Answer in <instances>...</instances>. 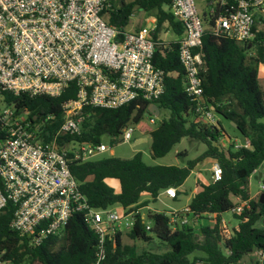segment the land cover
<instances>
[{"label":"built area","instance_id":"1","mask_svg":"<svg viewBox=\"0 0 264 264\" xmlns=\"http://www.w3.org/2000/svg\"><path fill=\"white\" fill-rule=\"evenodd\" d=\"M107 3L108 0H0V100L3 91L56 96L70 81L78 86L76 99L61 104L62 120L48 141L39 137L37 124L25 120V111L15 114L13 105H0L4 132L0 140V211L8 202L13 204L10 227L28 244H39L49 235L61 234L71 213L82 212L96 235L92 264H104L106 240L132 228L136 216L146 230L152 226V212L167 216L170 231L194 227L205 219L192 215L187 205L151 212L145 205L93 208L69 170V160H92L109 149L102 141L58 143L63 135L81 133L82 105L117 108L136 98L157 99L163 91V70L153 63L155 46L160 43L153 37L155 21L117 31L101 16ZM165 8L183 29L177 39V57L185 75L184 91L192 101L191 112L197 119L214 124L217 117L213 106L204 101L200 76L202 60L198 49L205 24L215 37L246 43L256 29L264 26V0H204L201 11L195 0H170ZM51 118L48 114L41 123ZM148 122L154 123L152 114ZM135 128L126 124L118 138L128 141ZM231 146L246 148L249 141L231 140ZM220 176L221 168L213 160L209 182ZM260 187L263 189L262 184ZM159 194L174 198L176 188L166 187ZM249 207V199L236 198L229 212L239 214ZM205 216L210 220L213 215ZM225 224L221 217L219 228L227 238L233 228L226 233ZM253 252L259 257L256 264H264L262 251ZM5 263L0 253V264Z\"/></svg>","mask_w":264,"mask_h":264},{"label":"trees","instance_id":"2","mask_svg":"<svg viewBox=\"0 0 264 264\" xmlns=\"http://www.w3.org/2000/svg\"><path fill=\"white\" fill-rule=\"evenodd\" d=\"M170 0H108L101 10L107 24L124 31L134 8L143 11L155 10L156 28L154 39L163 27L180 36L183 32L180 22L164 8ZM155 46L153 63L163 70V91L157 99L136 98L117 108L81 107V133L76 136L63 135L58 143L69 140L98 143L102 135L110 136L116 142L123 126L133 124L141 133L150 135L151 157L164 156L170 148L184 136L200 140L205 150L186 165L146 164L142 154L136 151L129 158L115 156L87 161L69 160L71 174L79 183V189L93 208H105L119 204L122 207L147 205L140 201L142 193L156 199L158 193L169 186L180 192L179 186L187 178L195 165L204 158H212L221 168V176L215 182H198L197 190L187 206L192 215L209 218L211 224H199L198 230L186 226L170 231L167 216L162 212H152L149 218L152 226L146 230L142 220L136 216L135 222L126 235L131 239L147 241L152 232L165 246L164 252L141 250L133 252L132 246L121 243V233L116 232L107 239L104 264H197L200 258H189L195 251L203 253L205 264H241L243 258L258 249L264 260V228L256 222L264 220V202L259 207V197H250L248 177L264 160V90L258 82V65L264 64V26L256 29L254 36L246 43L233 39L215 37L205 24L202 43L198 51L201 55L203 97L213 106L214 112L233 122L235 129L249 146L233 149L222 148L218 140L226 131L220 119L214 124L197 119L192 114V101L184 91L185 75L177 57V39ZM252 49L253 53H248ZM78 86L68 82L56 96L29 95L20 91L2 92V103L13 105L15 114L26 112L25 120L39 126V137L48 141L62 120L61 104L76 99ZM149 103L158 109H166L167 117L160 119L150 128L142 125L143 116L148 112ZM48 114L52 118L41 123ZM140 127V128H139ZM4 132L0 125V140ZM231 142V140H230ZM114 179L118 190L106 183ZM260 182L264 193V169L260 172ZM1 185V181H0ZM249 199L250 207L239 214L232 213L238 222L229 237H223L219 228L221 214L230 211L235 201ZM13 204L8 202L0 211V253L6 262L19 264H92L96 248V235L83 219L82 212L73 211L59 235H49L39 244H28L25 239L11 229L10 219ZM259 208V209H258Z\"/></svg>","mask_w":264,"mask_h":264},{"label":"rangeland","instance_id":"3","mask_svg":"<svg viewBox=\"0 0 264 264\" xmlns=\"http://www.w3.org/2000/svg\"><path fill=\"white\" fill-rule=\"evenodd\" d=\"M119 2L120 0H116ZM129 1V0H123ZM199 11H201L203 7L204 0H195ZM155 10L151 11H143L138 8H134L132 15L130 16L127 25L125 26V30H132L135 27H139L141 25H151V22L148 20L150 15H154ZM160 36L165 41H171L177 38V35L174 34L171 29L166 28L164 25L160 29ZM253 53L252 49L248 52ZM258 82L262 90H264V64L258 65ZM2 101L0 100V105H2ZM169 115L168 110L160 109L158 116H153L154 123L150 124L148 122L149 115H144L141 124L153 128L157 125L158 121L164 117ZM216 117L220 119L222 127L226 131V136L222 137L218 140V144L222 148H228L229 144H231L230 140H236L238 142L242 141V137L235 129V127L231 124L230 121L222 118L220 115L216 114ZM23 116V115H22ZM140 128V127H139ZM101 141L108 146L109 149L100 152L92 157L93 159H100L103 157L115 156L119 158H129L135 153L136 151H140L142 154V161L146 164H173L177 166H184L186 165L188 160H191L201 154L206 146L203 142L196 138L184 136L180 139L179 142L175 143L170 150L162 157L153 158L151 157V149H150V135L146 133H141V131L137 128L132 133L131 138L126 141L122 142L120 138L117 139L116 142H113L108 135H102ZM212 159V158H211ZM209 158H204L202 161L198 162L197 166L191 170L187 178L184 180L181 191L179 192L178 197L175 200H171L165 195H160L158 199H151L149 194L142 193L140 195V200L148 202L149 212L151 211H161V210H170V209H180L185 206L186 203L189 202L192 190L196 186L198 182H209V174H210V167L211 162ZM264 169V160L261 164L251 173L248 177V192L251 197L257 199L261 194V182L259 179L258 174L263 171ZM234 201L236 199L234 198ZM112 208L119 209V204H113ZM145 211H148L145 209ZM221 217L226 222L224 225L226 230L225 232H230L232 228L237 224V218H234L231 212L225 211L221 214ZM211 224L212 221L208 220L207 218L199 220L198 223L194 225V229L197 231L199 224ZM256 226L264 228V221L259 220L256 222ZM150 237L149 240L143 241L138 239H131L126 235V232L123 231L121 234V243L132 246L133 252H140L141 250H150L153 252H164L167 250V246L163 245L155 235L148 231L147 233ZM197 257L200 258L198 261L196 260L197 264H205L204 261L201 259L203 258V253L195 251L189 258ZM258 254L256 252H251L250 254L246 255L241 264H256L258 260ZM5 264H13L10 262H6ZM19 264H27L26 261H23Z\"/></svg>","mask_w":264,"mask_h":264},{"label":"crops","instance_id":"4","mask_svg":"<svg viewBox=\"0 0 264 264\" xmlns=\"http://www.w3.org/2000/svg\"><path fill=\"white\" fill-rule=\"evenodd\" d=\"M166 6H164V8H165ZM148 20L151 22V24H152V22L153 21H155V17H154V15H150L149 17H148ZM141 26H143V25H141ZM140 27V26H139ZM138 27H135L134 29H137ZM133 30V29H132ZM157 38L158 39H160V40H163V41H165L164 39H162L161 38V36H160V31L157 33ZM179 38V36H177V38L176 39H178ZM173 40H175V39H173ZM165 42H168V41H165ZM242 140H243V138H242ZM207 158H209V157H207ZM210 160H213V159H211V158H209ZM213 162V161H212ZM212 162H211V164H212ZM198 164H196L195 166H197ZM195 168V167H194ZM211 168V167H210ZM258 176H260L259 174H258ZM106 181V183L108 184V185H110V186H112L113 188H114V190L115 191H117L118 190V183H117V181L116 180H114V179H106L105 180ZM202 182V181H201ZM204 183V182H203ZM205 183H207V182H205ZM182 185H183V183L179 186V190L181 191V188H182ZM197 188H198V186L196 185L194 188H193V190H192V195H193V193L197 190ZM148 194V193H147ZM160 195H162V194H159L158 195V198H159V196ZM164 195V194H163ZM178 195H179V193L177 194L176 193V196L174 197V198H170V197H168L169 199H171V200H175L177 197H178ZM191 195V196H192ZM150 196V195H149ZM252 195H250V197H251ZM167 197V196H166ZM158 198H156V199H158ZM236 199V198H235ZM140 200V199H139ZM141 201V200H140ZM188 203H186L185 205H187ZM145 206H147V207H149L148 206V203H147V205H145ZM202 264V263H201Z\"/></svg>","mask_w":264,"mask_h":264},{"label":"water","instance_id":"5","mask_svg":"<svg viewBox=\"0 0 264 264\" xmlns=\"http://www.w3.org/2000/svg\"><path fill=\"white\" fill-rule=\"evenodd\" d=\"M148 112L150 114H152L153 116H158V113H159V109L158 107L156 106V104L154 103H149L148 105ZM231 124L234 126V123L231 122ZM260 175V173H259ZM264 202V193H262L260 196H259V207L260 205ZM259 209V208H258Z\"/></svg>","mask_w":264,"mask_h":264}]
</instances>
